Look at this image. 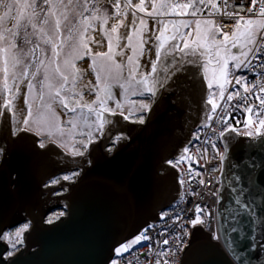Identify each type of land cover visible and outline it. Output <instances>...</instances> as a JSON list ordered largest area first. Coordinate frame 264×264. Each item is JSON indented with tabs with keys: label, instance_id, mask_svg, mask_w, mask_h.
Instances as JSON below:
<instances>
[{
	"label": "snow or ice",
	"instance_id": "obj_1",
	"mask_svg": "<svg viewBox=\"0 0 264 264\" xmlns=\"http://www.w3.org/2000/svg\"><path fill=\"white\" fill-rule=\"evenodd\" d=\"M250 2L255 3V0ZM205 3L206 0L179 4L153 0L148 17L163 27L149 33L147 19L138 15L146 11L144 0H140L139 4H134L133 0H0V43L7 46L6 51L17 54L16 59L23 60V67L27 70L20 89L16 88L14 80L0 84V99L3 100L0 104V194L17 192L29 175H47L48 179H41V183L52 195L68 191L81 182L86 171L95 167L94 153L111 158L127 147L148 161L152 178V188L147 194L148 209L142 227L131 237L112 245L109 248L111 254L104 264H117L118 260L138 248L151 246L152 236L149 233L155 231L158 223L164 226L163 231H168V220L179 222L177 234L172 238L174 247L169 248V240L163 239L164 248L159 254L164 259H157L155 264H170L169 252L174 259L185 241L188 245L184 256L190 258V264H210L207 257L214 253L223 257L222 264H234L232 257H236L235 264H253L254 255L257 264H264L261 260L264 257V119H258V122L251 119L252 109L249 106L244 131L238 132L231 122L232 115L226 109L216 111L214 94L208 91L215 83L223 97L225 86L229 84L228 64L231 60L237 71L243 69L255 78L245 86V77L235 76L236 85H240L245 93L250 89L264 92V0H260L259 19L245 21L243 16H233L225 11L226 16L236 20V31L231 36L227 32L222 33V24L198 17ZM215 7L213 4L212 8ZM189 8L194 20L162 19L178 14L182 16ZM129 13L136 37L135 45L133 34L126 36L127 44L120 43L125 36L117 35L121 28H128L125 20ZM192 23H195V39H190L191 32L181 30L189 28ZM218 33H222V39L218 38ZM105 38L107 51L102 50ZM178 39L183 41L182 48L176 43L169 44V41ZM236 48H239L238 54L232 52ZM162 50L165 55L178 50L181 61L192 56L194 59L188 61L192 65L199 64L202 57L203 63L198 68H185L181 63L171 77L161 81L156 73ZM213 60L215 66L209 75ZM78 62H81L79 66ZM66 63L68 66L74 64L71 72L65 71ZM201 68L203 74L199 77L203 92L200 99L204 101L203 93L207 91L206 104L211 108H204V115L199 119L189 143L179 152L170 153V121L160 119L163 97L159 90L170 94L166 101L168 104H186L191 111L193 97L198 95L196 76ZM90 76H94V81L88 79ZM113 84H119L123 90L121 95L130 92L137 97L131 102L137 113L132 122L135 127L129 131L112 133L110 127H106L110 122L102 118L104 113L115 117L119 110L120 119L129 121V115H125L119 102L115 109L108 106V102L115 99ZM85 93L95 96L93 103L98 107L84 102ZM21 97L23 107L18 106ZM42 97L51 103L47 116L43 114L44 108L35 107V100ZM228 100H232L231 94ZM260 106L261 115H264V98L260 99ZM84 108L89 113H96L95 132H89L86 138L69 144L66 135L76 128L77 112H82ZM57 109L61 110L59 115ZM64 114L69 116L67 132L61 126V115ZM150 130V135L145 137L144 133ZM133 132L143 135H133ZM193 143L204 145L205 150L208 144L212 145L215 152L213 159L218 161L221 175L219 178L209 175L210 187L202 194L204 203L197 205L194 217L186 223L179 212L172 216L166 214L165 208L172 210L176 205L169 203L161 207V203L166 192L175 189L179 197L183 190L180 187L183 184L181 165L193 164L185 156ZM234 152L241 154L232 163L233 171L225 185L224 172L229 161L233 160ZM53 156L58 159L54 161ZM13 157L22 161L18 169L11 166ZM61 161H71L75 167H59L60 176L55 173L49 175L52 165H59ZM58 183L59 188L55 187ZM201 184H204L203 180ZM6 199L0 195V240L7 241L11 246L0 251V264H9V258L23 244L22 232L29 228L35 230L45 222L44 213L33 216L31 208L13 203L6 207ZM32 207L38 208V205ZM56 207L63 209L60 216L72 211L65 203L48 207L47 212H53ZM157 208L160 209L158 217ZM21 212L26 215L21 216ZM59 218L56 217V220ZM214 222L219 226L218 230L213 228ZM237 222L243 223L246 230L238 228ZM46 223L52 225L54 220L49 218ZM13 227L16 228L15 242L11 240ZM189 228L194 231L189 232ZM205 231L212 243L198 247L196 233ZM232 234L240 236L243 258L233 247ZM156 235L161 233L156 232ZM222 238L231 256L221 251Z\"/></svg>",
	"mask_w": 264,
	"mask_h": 264
},
{
	"label": "water",
	"instance_id": "obj_2",
	"mask_svg": "<svg viewBox=\"0 0 264 264\" xmlns=\"http://www.w3.org/2000/svg\"><path fill=\"white\" fill-rule=\"evenodd\" d=\"M176 42L177 40L169 41V44ZM197 56H199V52ZM192 59L194 57L187 56L184 61H181V53L178 50L168 55H165L163 50L156 75L161 81H164L171 77L181 63L185 68H198L201 58L197 65L188 63ZM202 74L201 68L196 76L198 95L193 97L194 103L191 105V111L188 110L186 104L176 106L168 104L166 101L170 94H167L163 89L159 90V94L163 97L159 113L160 119L170 121L171 140L168 147L170 153L179 152L189 143L194 135L192 130H195L199 119L204 115V108L207 107L209 110L211 108L206 104L207 91L203 93L204 101L200 99L203 86L200 84L199 76ZM104 119L110 122L106 124V127H110L112 133H116L119 126L125 131L135 127L132 126V122L120 119L119 113L115 117L110 113H104ZM121 121L124 122L123 126ZM150 132L151 130L144 133V136L150 135ZM133 135L142 136L143 133L133 132ZM229 140L232 141L231 136ZM240 154L234 152L233 160L229 161L225 169V185L233 171L232 163L239 159ZM93 157L96 163L95 167L86 171L81 182L68 190L60 202H52L53 204L66 203L72 211L57 223L47 227H43L41 224L39 228L32 229L29 239L31 242L37 243L39 248L33 252L24 250L18 253L10 259L9 264H104L107 256L111 254L109 248L112 245L123 241L126 237H131L142 227L148 209L147 194L152 188V178L148 171L146 158L127 147L121 149L111 158H104L98 152L94 153ZM21 163L22 161L13 157L11 166L18 169ZM34 178L30 175L26 176L17 192L0 194L7 198L5 200L6 207L10 203L17 206L25 205L29 196L33 198L37 194L38 183H34ZM30 180L36 185L34 189L31 187ZM179 197H182V191ZM176 200L175 189L166 192L161 207L169 203L172 204ZM159 210V208L156 209L157 217ZM23 213L21 212L20 215ZM237 220L239 221V217ZM11 222L10 219L9 223ZM236 226L246 230L243 223L237 222ZM218 228L217 225V230ZM232 240L234 249L243 258V253H241L243 245L239 234H232ZM195 243L198 247H204L212 242L208 240L205 231L196 233ZM4 249V245L0 242V251ZM220 249L228 253V247L223 238L220 241ZM228 255L231 256V253ZM207 259L210 264H222L223 257L219 253H214ZM232 259L235 264L236 257H232ZM261 260L264 261V257H261ZM182 261L183 264H190V258L184 256V252ZM252 262L257 264L255 255L252 256Z\"/></svg>",
	"mask_w": 264,
	"mask_h": 264
},
{
	"label": "built area",
	"instance_id": "obj_3",
	"mask_svg": "<svg viewBox=\"0 0 264 264\" xmlns=\"http://www.w3.org/2000/svg\"><path fill=\"white\" fill-rule=\"evenodd\" d=\"M260 0H255V3H251L250 0H222L220 6V12L217 15V23L222 24V31L230 32L236 28V20L230 19L225 15V11L231 12L233 16H243L244 20L247 19H259L260 13ZM249 9L252 11L249 12ZM243 23V22H242ZM242 75L245 77V86L254 81V75L244 71L243 69L237 71L234 69L229 77V84L226 86V91L223 93V97L217 103V112L221 109H226L233 117L231 121L234 127H243V119L249 115L248 108L251 106L254 121L258 122L259 116H261V106L260 99L264 98V92H260L258 89L253 91L250 89L248 93L243 91L240 85L235 84V76ZM232 95V100H228V96ZM245 97L247 99H245ZM211 114V112H210ZM239 123H236V121ZM213 121H215V116H213ZM195 134V130L194 133ZM187 158L193 161L192 165L187 163L181 165V171L183 174V184L181 185L182 197L172 204L176 205L172 210L165 208V212L168 216L174 215L176 212L181 213V218L184 222H188L190 218L194 217L196 213L197 205L204 203L202 200V194L207 191L210 185L208 184L209 175H213L217 178L220 177L221 173L217 168L218 161L214 160L215 152L211 144L205 146L202 144L193 143L188 149ZM201 180L204 184H201ZM211 203V201H208ZM176 226H173V225ZM179 222L168 220L166 222V227L168 231H163L162 225L159 223L156 225V229L150 232L149 235L152 236L151 246L145 245L142 248H138L136 252L131 255H125L122 259L121 264H155V261L159 259L163 261V255H160L161 249L164 248L162 243L163 239L167 238L169 240V248L174 247L172 238L177 234ZM213 228L217 230V224L213 223ZM193 229L189 228V232ZM156 232H160L161 235L157 236ZM191 236L189 237V240ZM188 245V241H185L184 246L178 255L171 259L173 254L169 252L170 264H181L183 258V252Z\"/></svg>",
	"mask_w": 264,
	"mask_h": 264
},
{
	"label": "rangeland",
	"instance_id": "obj_4",
	"mask_svg": "<svg viewBox=\"0 0 264 264\" xmlns=\"http://www.w3.org/2000/svg\"><path fill=\"white\" fill-rule=\"evenodd\" d=\"M157 2H159V0H157ZM168 3H172V4H179V3H189L190 0H167ZM191 2H197V0H191ZM221 2L222 0H206V3L203 5V11L199 12L197 15L200 18L203 19H212L214 21V23H217V15L219 13H217L218 10V5L220 4L221 6ZM134 4H139L140 0H133ZM145 3V8L146 11L145 12H140L138 13L139 16L141 17H145L147 19V27H148V31L149 33L153 30H155L156 28L159 27H163V25H158L154 20H152L150 17H148V13L152 11V3L153 0H144ZM215 4V8H212V5ZM191 13V8L187 9L186 12L184 13V15H177L175 17H163L162 19H164L165 21L169 20V19H176V20H194V18L190 15ZM125 23L128 24V28L127 29H123L121 28L119 30V33L117 35H123L125 36V38L120 40L121 44H127L128 41L126 39V36L128 34H133V30H132V26H131V13H129L128 17L125 20ZM137 27H139V22H137ZM169 29L171 28V25H168ZM183 32L185 33H192V36L190 37V39H195V23H192L191 26L189 28H184L181 29ZM236 31V28L230 32H227L229 34V36L232 35L233 32ZM224 31H222L223 33ZM222 33H218V38L222 39ZM148 33H146L147 35ZM113 43H115V36L113 37ZM136 44V37L133 34V45ZM176 44H178L181 48L183 47V41L182 40H177ZM6 47L5 45H3L2 43H0V84L6 83L8 81H15L16 84V88L20 89L23 84H24V77L27 75V70L23 67V60H17L16 59V55L15 53L6 51ZM103 51H107V38H105V46L102 49ZM163 51V50H162ZM161 51V54H162ZM233 53H239V48L236 49H232ZM129 55H131V52H128ZM119 59V58H118ZM153 59H155L154 53H153ZM81 62H78V66ZM159 63V61H158ZM158 63H157V67H158ZM203 63V58L201 57V64ZM215 66V60H213V64L210 65L209 67V75H211V70L212 67ZM72 68H74V64H72L71 66H68V64H65V71L67 72H71ZM234 62L229 60V64H228V71H229V77L231 72L234 70ZM203 72V69H202ZM228 77V79H229ZM88 79H92L94 81V76H90L88 77ZM206 82V81H205ZM109 83H111V81H109ZM207 84V82H206ZM227 86V85H226ZM225 86V87H226ZM123 90L120 89L119 84H113L112 87V92L113 95L115 97L114 100H111L108 102V106L110 108L115 109L116 108V103L119 102L122 106V110L124 111L125 115H129V122H133L136 119V108L135 105L132 104L131 102L136 100L137 97L131 95V93H126L124 95H121V92ZM214 95H213V100L218 103L221 100V96H220V88L217 84H213V88L210 90ZM73 99H75V97H73ZM207 99V98H206ZM93 101H95V96H89L87 95V93L84 94V102L87 104L92 105V107H98L97 104H94ZM3 103V100L0 99V104ZM18 106L23 107V98L21 97L19 102H18ZM70 106H71V102H70ZM35 107L36 108H44V115L47 116L49 115L48 113V109L51 107V103L50 101L45 100L43 97L40 100H35ZM53 112L55 111V109H51ZM59 109H57V113L58 115L60 114ZM0 112H2V108H0ZM117 113H119V110H117ZM26 114V112H25ZM210 114V111H209ZM77 116L79 117L76 124V128L72 129L71 134L70 135H66V139L68 140L69 144H71L73 141H79L81 138H86L87 134L89 132H95V126L97 123V117H96V113L92 112L89 113L87 108H84L82 112H80L78 110L77 112ZM249 115H247L245 117L248 118ZM102 118H104V114H102ZM260 119H264V115L259 116ZM69 119L68 114H64L61 115V121L62 127L66 128V132H67V127H70L67 125V121ZM245 119H243V124L244 125V121ZM251 119H253V117L251 116ZM124 121V120H123ZM241 132L244 131V126L240 128ZM193 133V131H192ZM59 211H53L52 215L49 216V218L51 219H56V217L60 216ZM51 214V213H50ZM122 260H118L117 264H121Z\"/></svg>",
	"mask_w": 264,
	"mask_h": 264
},
{
	"label": "flooded vegetation",
	"instance_id": "obj_5",
	"mask_svg": "<svg viewBox=\"0 0 264 264\" xmlns=\"http://www.w3.org/2000/svg\"><path fill=\"white\" fill-rule=\"evenodd\" d=\"M209 109V108H208ZM123 126V123L124 122H120ZM120 130H124V128L121 129V126L118 127V131ZM58 158L53 156V160H57ZM64 166H67V167H75V164L71 161H61L59 165L57 164H53L52 167L49 169V175L52 174V173H55L57 176H60L61 174L58 172V168L59 167H64ZM41 179H48V176H44V177H35L34 178V183H38V187H37V194L35 196H29L28 199H27V202L25 203V207H29L32 209V215L33 216H37L38 213H44V220L45 222L42 223V226L43 227H47L49 226V224L46 223L47 219H49V216L52 215V212H47V208L48 207H51V206H54V205H57V204H53L52 202H60L61 199H63V197L68 193V191H62V192H59L57 195H52L50 194L49 192H47L43 186V184L41 183ZM62 182V180H61ZM30 183H31V187H33V189L35 188L34 186H36L32 180H30ZM68 183H71V182H68ZM28 186H30L29 184H27ZM55 187L59 188V183L57 185H55ZM175 198L178 199L177 197V194H176V191H175ZM33 205H38V208L36 207H32ZM59 205H63L62 204H59ZM54 211H63L62 208L60 207H56L54 209ZM26 215V213H23L21 214V216H24ZM68 216V212H64L63 213V216H59V220H56L54 219V223H57L59 222L60 220L66 218ZM53 223V224H54ZM15 231H16V228L13 227L11 229V240L12 242H15L16 240V236H15ZM32 232V228H29L27 230H25L24 232L21 233V239L23 240V244L20 245V247L17 249L16 253L11 257L13 258L14 256H16L18 253L24 251V250H28L30 252H33L35 251L36 249L39 248V245L37 243H34V242H31L30 239H29V236H30V233ZM0 242L4 245V247H10L11 245L8 244L7 241H3V240H0ZM9 258V259H11Z\"/></svg>",
	"mask_w": 264,
	"mask_h": 264
},
{
	"label": "bare ground",
	"instance_id": "obj_6",
	"mask_svg": "<svg viewBox=\"0 0 264 264\" xmlns=\"http://www.w3.org/2000/svg\"><path fill=\"white\" fill-rule=\"evenodd\" d=\"M236 129H237V131L238 132H241V130H240V127L239 126H237V127H235ZM193 131V130H192ZM193 133H194V131H193Z\"/></svg>",
	"mask_w": 264,
	"mask_h": 264
},
{
	"label": "trees",
	"instance_id": "obj_7",
	"mask_svg": "<svg viewBox=\"0 0 264 264\" xmlns=\"http://www.w3.org/2000/svg\"><path fill=\"white\" fill-rule=\"evenodd\" d=\"M219 12H220V4L218 5L217 13H219Z\"/></svg>",
	"mask_w": 264,
	"mask_h": 264
},
{
	"label": "crops",
	"instance_id": "obj_8",
	"mask_svg": "<svg viewBox=\"0 0 264 264\" xmlns=\"http://www.w3.org/2000/svg\"><path fill=\"white\" fill-rule=\"evenodd\" d=\"M114 45H115V43H114ZM97 107V106H96Z\"/></svg>",
	"mask_w": 264,
	"mask_h": 264
}]
</instances>
